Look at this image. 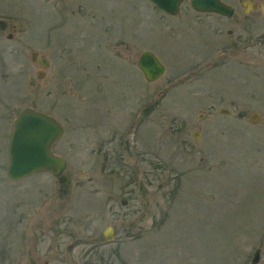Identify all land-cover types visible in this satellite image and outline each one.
I'll list each match as a JSON object with an SVG mask.
<instances>
[{"label": "rangeland", "instance_id": "rangeland-1", "mask_svg": "<svg viewBox=\"0 0 264 264\" xmlns=\"http://www.w3.org/2000/svg\"><path fill=\"white\" fill-rule=\"evenodd\" d=\"M222 1L231 17L0 0V264H250L257 248L264 264V13ZM145 50L165 66L153 82ZM24 107L61 123L63 182L7 178Z\"/></svg>", "mask_w": 264, "mask_h": 264}, {"label": "water", "instance_id": "water-1", "mask_svg": "<svg viewBox=\"0 0 264 264\" xmlns=\"http://www.w3.org/2000/svg\"><path fill=\"white\" fill-rule=\"evenodd\" d=\"M159 10L169 15H175L179 11L180 4L184 0H149ZM190 7L197 12L217 13L227 17L233 14V7L221 0H189ZM245 12L251 8L250 0L244 4ZM31 61L37 62L42 68L36 74L42 78L44 69L49 63L44 55L38 56L36 51L31 52ZM136 65L147 82L157 80L164 73V65L157 56L148 50L138 55ZM222 113L227 110L221 109ZM258 119L253 115L252 122ZM63 134L60 123L51 115L31 107H24L19 111L13 121V129L9 141V163L6 169L7 178L17 181L41 171L51 172L59 182L65 180L63 171L66 167V159L52 151V144ZM198 137L197 133H194ZM103 237L106 241H113L116 233L111 225L103 229ZM260 258V249H256L250 264H256Z\"/></svg>", "mask_w": 264, "mask_h": 264}, {"label": "flooded vegetation", "instance_id": "flooded-vegetation-1", "mask_svg": "<svg viewBox=\"0 0 264 264\" xmlns=\"http://www.w3.org/2000/svg\"><path fill=\"white\" fill-rule=\"evenodd\" d=\"M247 0H239V3L244 7V3L246 2ZM250 2H251V8L253 9V8H255V9H257L258 10V14H263L264 13V0H250ZM244 9H245V7H244ZM195 11V10H194ZM196 13H200V12H197V11H195ZM233 13H234V11H233ZM214 14H217V13H214ZM218 15H220V14H218ZM173 16H175V15H173ZM221 16H224V15H221ZM225 17H227V16H225ZM229 32V31H228ZM11 35H8V37H10ZM37 52V51H36ZM38 53V56H41V55H44L46 58H47V60H48V63H49V66H50V64H51V62H50V59H49V57L47 56V55H45V54H43V53H40V52H37ZM31 55V54H30ZM30 60H31V58H30ZM31 62H33V61H31ZM35 65H37V66H39L38 65V63L37 62H33ZM49 66H48V68H49ZM47 68V69H48ZM164 73H165V66H164ZM220 112H221V110H220ZM227 113H228V110H227Z\"/></svg>", "mask_w": 264, "mask_h": 264}]
</instances>
